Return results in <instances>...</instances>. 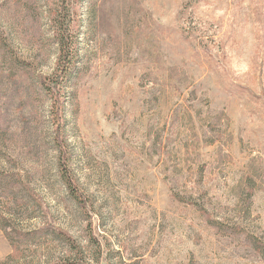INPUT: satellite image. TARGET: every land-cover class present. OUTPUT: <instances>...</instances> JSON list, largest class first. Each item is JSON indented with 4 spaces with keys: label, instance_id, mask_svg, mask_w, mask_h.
Returning a JSON list of instances; mask_svg holds the SVG:
<instances>
[{
    "label": "rangeland",
    "instance_id": "rangeland-1",
    "mask_svg": "<svg viewBox=\"0 0 264 264\" xmlns=\"http://www.w3.org/2000/svg\"><path fill=\"white\" fill-rule=\"evenodd\" d=\"M0 218L85 264H264V0H0ZM14 247L0 224V262Z\"/></svg>",
    "mask_w": 264,
    "mask_h": 264
},
{
    "label": "trees",
    "instance_id": "trees-1",
    "mask_svg": "<svg viewBox=\"0 0 264 264\" xmlns=\"http://www.w3.org/2000/svg\"><path fill=\"white\" fill-rule=\"evenodd\" d=\"M58 27L56 28V45L58 48V60L56 65V79L51 80V83L60 84V86L67 85V80H69L74 74V61L76 58L75 54V42L71 36L68 34V30L65 26H63L64 21L59 18L56 23ZM13 63H15L16 68H22L25 65L21 64V62L14 57ZM58 71V73H57ZM61 76H60V75ZM45 85V84H44ZM46 86V85H45ZM47 93L49 94V87L46 86ZM63 87V89H64ZM59 136L55 135L53 145L56 147L58 151L57 157V171L58 177L61 184L66 189L70 198L76 204L79 209H84L86 206V199L84 196L78 191L77 185L71 175L70 169L68 167V155L63 153L61 150V143L58 141ZM0 218V224L2 226V231L4 232L5 237L10 242L11 245H14V253L9 255L4 261L0 262V264H25V262H21L18 256V247L24 246H32V247H41L45 242L51 241L56 242L64 246L67 250L68 255L60 260H54L49 262L48 260L41 264H85L86 258L83 250L77 246L74 241L68 237L66 234L59 230L46 228L42 230H34L29 232H18L11 224L10 221ZM3 221V222H2ZM18 246V247H17ZM97 253L99 250V245L95 244ZM49 262V263H48Z\"/></svg>",
    "mask_w": 264,
    "mask_h": 264
}]
</instances>
